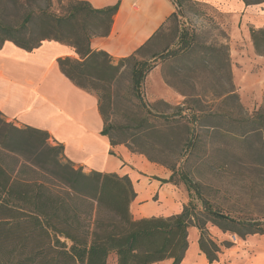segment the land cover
<instances>
[{
  "label": "trees",
  "instance_id": "16d2710c",
  "mask_svg": "<svg viewBox=\"0 0 264 264\" xmlns=\"http://www.w3.org/2000/svg\"><path fill=\"white\" fill-rule=\"evenodd\" d=\"M173 2L182 7L180 0ZM119 6L120 3L94 9L87 2L70 0L68 12L62 17L42 9L31 10L18 26L0 21V47L6 41L26 51H33L45 40L69 45L80 59H60L61 72L77 87L89 93L99 91L91 81L103 80V74H111L113 78L118 66L107 53L93 51L90 43L93 38L110 33ZM32 26L45 30L44 37H29L34 30ZM250 34L257 54L264 57V28L251 27ZM191 48L183 46L181 53L190 55ZM214 52L218 51L208 49L203 59ZM133 76L139 88L144 76L136 70ZM226 99L241 108L234 90L227 93ZM199 103L197 100L191 115H183V111L192 108H181L180 119L175 121L161 123L159 117L151 118L147 113L134 125L124 127L126 137H118L106 127L105 113L99 106L105 124L102 134L110 139L112 146L126 144L132 153L149 156L151 162L171 171L170 178L163 183L185 186L189 202L180 214L166 218L134 219L131 206L137 194L128 176L85 173L64 157L61 145L51 147L47 143L48 133L5 123L6 129L0 134V150L20 155L22 147L31 149L28 160L35 158L32 165L42 171L43 177L40 181L15 179L0 156V264H108L112 255L117 264H157L165 260L181 264L189 248L192 227L199 230L200 250L213 264L223 249L211 238L209 224L240 238L264 235V222L235 219L208 200L204 186L197 180L198 169H189L207 138L225 140L232 134L246 140L264 133V105L252 117L238 120L231 114L200 110ZM179 125L184 127L182 137L174 135ZM209 131L212 132L205 134ZM143 145L151 146L157 157H150ZM223 246L229 249L233 244Z\"/></svg>",
  "mask_w": 264,
  "mask_h": 264
},
{
  "label": "rangeland",
  "instance_id": "374dc122",
  "mask_svg": "<svg viewBox=\"0 0 264 264\" xmlns=\"http://www.w3.org/2000/svg\"><path fill=\"white\" fill-rule=\"evenodd\" d=\"M69 1L0 0V21L18 26L24 22L31 10L39 9L62 17L68 12ZM180 1L182 7L175 4L176 16L172 17L153 41L133 59L127 61L112 59L113 64L118 66V72L113 78L111 74H103V80L91 81V85L99 89L92 94L99 99L102 113L104 110L106 127L118 137L124 136V127L134 125L139 117L147 113H149L148 117H159L161 123L180 119L181 108H192L183 111V115H191L197 100L200 101L198 105L200 110L208 113L231 114L238 120L252 117L264 105V93L261 94L255 79L243 90L233 86L232 74L231 77L229 75L231 71L229 44L234 26L232 17L203 2ZM242 26L241 30L244 28L243 24ZM32 28L34 30L33 33L28 34L29 37L34 39L44 37L45 30L36 29L35 26ZM238 45L240 48H248L249 44L242 38ZM183 46H192L190 50L192 54L183 55L180 49ZM210 48L218 52L203 59ZM159 67L162 69L166 84L185 98L183 103L166 102L156 98L155 92V95L151 94L147 79ZM135 70L140 71L144 76L139 88L136 87L133 76ZM231 90L238 95L241 108H237L235 103L226 99L227 93ZM5 123L23 129L16 121L0 112V134L6 129ZM184 134L183 125H179L174 135L182 137ZM47 143L51 147L59 146L50 136ZM143 148L150 157H157V152L151 146L143 145ZM22 150V156L21 153L14 155L0 150L4 166L15 179L42 180V171L34 166L35 158L30 162L28 160L31 149L22 147ZM141 156L151 162L149 156L142 154ZM64 157L66 158L65 154ZM61 159L66 163L67 158ZM151 163L171 176V171L167 167L155 162ZM190 163L192 167L189 169L192 171L198 169V172H195L198 173L197 180L202 183L206 198L213 204L220 206L235 219H257L264 222V133L247 137L246 140H240L238 135L232 134L227 135L225 140L220 137L214 140L207 138L200 147L196 159ZM75 167L79 168L76 165ZM83 171L89 173L85 169ZM144 175L150 181L164 180L161 173L144 172ZM170 176L166 179L168 180ZM171 185L174 191L173 200L176 206H181L183 209L189 202L188 192L181 183ZM146 202L152 205L161 204L157 196ZM131 212L135 218L136 207L133 205ZM213 227L215 226L208 225L209 233L211 238L222 246L224 253L219 255H222L219 262L222 260L224 264H227L229 258L235 260L253 256L254 249L264 244V235L256 234L240 238ZM225 243H232L236 247L228 256H225L229 253L223 246ZM114 260L116 257L110 256L108 264Z\"/></svg>",
  "mask_w": 264,
  "mask_h": 264
},
{
  "label": "crops",
  "instance_id": "0c3cea01",
  "mask_svg": "<svg viewBox=\"0 0 264 264\" xmlns=\"http://www.w3.org/2000/svg\"><path fill=\"white\" fill-rule=\"evenodd\" d=\"M80 1L89 3L94 9H105L120 3L110 33L93 38L90 43L93 51H103L113 61L137 55L176 12L173 0ZM193 1L211 5L232 17L234 26L229 45L233 86L243 90L255 79L263 94L264 57L258 55L253 46L249 26L264 28V0ZM242 38L248 41L249 49L239 47ZM65 58L80 59L73 47L54 40L43 41L33 51L6 41L0 47V112L23 128L48 133L55 143L64 148L66 158L79 168L128 176L137 194L132 204L136 207L134 219L180 214L183 209L176 206L173 200V186L163 183L170 175L141 155L132 153L124 144L112 146L110 139L102 134L105 124L99 99L77 87L61 72L58 62ZM147 86L151 94L155 95V92L156 98L166 102L181 104L185 99L166 84L161 67L148 77ZM144 172L161 173L164 180L150 181ZM156 196L161 204L146 202ZM199 239V230L190 228L189 248L181 264H210L200 250ZM234 249V246L227 249L229 253L225 256ZM254 250L253 256L235 260L229 258L227 264H264V244ZM221 256L213 264H224L222 260L219 262ZM111 264H117L116 260ZM157 264H173V260Z\"/></svg>",
  "mask_w": 264,
  "mask_h": 264
}]
</instances>
